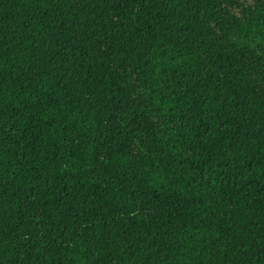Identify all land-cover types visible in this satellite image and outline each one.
Masks as SVG:
<instances>
[{
	"label": "trees",
	"instance_id": "16d2710c",
	"mask_svg": "<svg viewBox=\"0 0 264 264\" xmlns=\"http://www.w3.org/2000/svg\"><path fill=\"white\" fill-rule=\"evenodd\" d=\"M0 264H264V0H0Z\"/></svg>",
	"mask_w": 264,
	"mask_h": 264
}]
</instances>
